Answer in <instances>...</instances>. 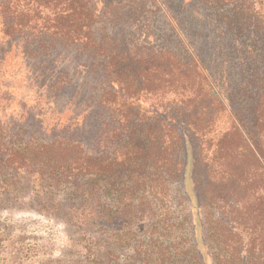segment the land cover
<instances>
[{
	"label": "trees",
	"instance_id": "16d2710c",
	"mask_svg": "<svg viewBox=\"0 0 264 264\" xmlns=\"http://www.w3.org/2000/svg\"><path fill=\"white\" fill-rule=\"evenodd\" d=\"M155 8L178 65L205 77L203 127L183 94L144 103L148 56L132 25L149 35ZM245 159L251 178L234 174ZM256 177L264 0H0V210L61 224L72 264H264Z\"/></svg>",
	"mask_w": 264,
	"mask_h": 264
},
{
	"label": "rangeland",
	"instance_id": "374dc122",
	"mask_svg": "<svg viewBox=\"0 0 264 264\" xmlns=\"http://www.w3.org/2000/svg\"><path fill=\"white\" fill-rule=\"evenodd\" d=\"M158 6L160 7L159 4ZM152 11L154 13L149 35L146 32L142 33L140 26L132 25L135 29L133 34H139V45L143 47L142 55L148 56L147 68L143 76L149 87L153 89V94L146 96L144 103L153 101L172 103L177 101L178 93L183 94V100L191 110V115H194V119L199 121V127H203L206 123L208 108V86L205 77L202 73L200 75L194 73V69L189 68L185 62H182L181 66L178 65L179 55L174 49L176 42L171 31L173 27L171 24L169 27V22L167 18H163L165 16L160 9L155 8ZM166 11L176 15L174 9L169 8ZM179 20L185 26L183 29L186 33L189 24H185L180 18ZM167 52L170 55H167ZM62 63L67 64V60ZM217 123L219 127H224V122L217 121ZM251 162H253L251 159L243 160L241 167L244 166L245 170L242 172L236 170L235 176L238 177L242 174L243 177L251 178V172L254 169ZM253 176H255V172ZM253 182L255 187L264 185V179L261 178L256 177ZM169 193L174 213L179 219V216L182 215L179 206L181 194L174 184H171ZM216 214L227 216L223 211H214L213 213L202 211V216L205 215L208 218L211 215L215 217ZM2 228L4 231L0 245L2 247L0 248V252L2 251L0 264H72L76 261V247L70 244L65 228L55 221L28 210L6 208L0 210V229ZM15 251H18V262H13L10 256Z\"/></svg>",
	"mask_w": 264,
	"mask_h": 264
}]
</instances>
